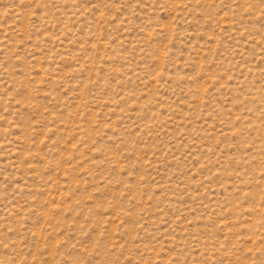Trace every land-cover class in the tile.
I'll return each mask as SVG.
<instances>
[{"label": "rangeland", "instance_id": "1", "mask_svg": "<svg viewBox=\"0 0 264 264\" xmlns=\"http://www.w3.org/2000/svg\"><path fill=\"white\" fill-rule=\"evenodd\" d=\"M0 264H264V0H0Z\"/></svg>", "mask_w": 264, "mask_h": 264}]
</instances>
